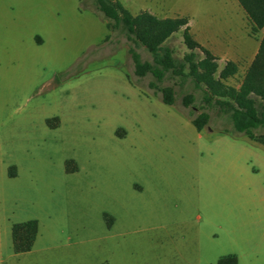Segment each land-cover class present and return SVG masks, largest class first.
Listing matches in <instances>:
<instances>
[{"label": "rangeland", "instance_id": "obj_1", "mask_svg": "<svg viewBox=\"0 0 264 264\" xmlns=\"http://www.w3.org/2000/svg\"><path fill=\"white\" fill-rule=\"evenodd\" d=\"M119 1L187 18L217 70L236 65L234 88L264 31L237 0ZM106 23L95 0H0V264H264V144L234 132L190 78L156 82L174 90L162 102L128 49L149 52ZM181 33L165 41L177 59ZM28 219L36 237L15 253L11 226Z\"/></svg>", "mask_w": 264, "mask_h": 264}, {"label": "trees", "instance_id": "obj_2", "mask_svg": "<svg viewBox=\"0 0 264 264\" xmlns=\"http://www.w3.org/2000/svg\"><path fill=\"white\" fill-rule=\"evenodd\" d=\"M251 23V32L264 28V0H237ZM97 9L109 21L120 26L126 37L135 45H143L151 59L142 60L134 47L128 49L133 62V72L142 77L151 74L149 87L157 88L165 104L174 102V90L171 86H157L167 76H178L179 84L186 79L203 90L202 101L227 115L234 132L243 133L249 140H258L264 144V136L256 135L264 130V31L244 77L237 88L226 85L225 80L236 72V65L227 61L217 70L214 55L209 49L200 45L190 34L188 19L183 16L157 17L141 10L132 14L119 0H95ZM182 29V41L188 49L182 59L173 56L172 49L165 41L175 31ZM199 49V53L195 52ZM193 95H184L183 104L189 105ZM55 119V118H54ZM209 114L201 111L191 118L193 126L200 131L208 122ZM49 122V120H48ZM226 133L227 131H222ZM261 138V139H259ZM37 220L14 223L11 226L12 250L15 253L28 251L37 234ZM234 255L219 258L216 264H236Z\"/></svg>", "mask_w": 264, "mask_h": 264}, {"label": "crops", "instance_id": "obj_3", "mask_svg": "<svg viewBox=\"0 0 264 264\" xmlns=\"http://www.w3.org/2000/svg\"><path fill=\"white\" fill-rule=\"evenodd\" d=\"M48 120H52V119H48ZM48 120H47V122H48ZM227 255H234V254H227ZM224 256H226V255H224ZM235 256V255H234ZM223 257V256H222ZM236 257V256H235ZM221 258V257H220ZM236 264H238V260H237V257H236ZM217 262V261H216Z\"/></svg>", "mask_w": 264, "mask_h": 264}]
</instances>
